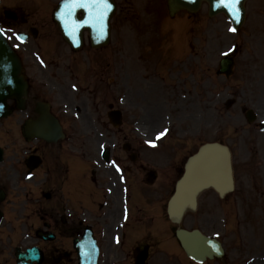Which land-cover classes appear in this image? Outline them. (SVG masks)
<instances>
[{
  "label": "rangeland",
  "instance_id": "374dc122",
  "mask_svg": "<svg viewBox=\"0 0 264 264\" xmlns=\"http://www.w3.org/2000/svg\"><path fill=\"white\" fill-rule=\"evenodd\" d=\"M58 1L3 0V4L16 8L23 14L33 15L37 20L49 14L50 8L53 9ZM117 2L120 4L121 14L119 12L116 15L113 24L115 53L109 50V54L112 58L113 54L114 57L117 54L118 65L123 64L119 68L118 82L120 96H127L126 101L120 103L121 110L127 117L123 132L155 138L158 133L167 129L173 138L171 141H180L182 145H176L170 156L179 154L181 148L186 157L201 145L211 142L228 145L233 154L236 191L224 200L213 191L203 193L199 199L198 211L188 212L182 226L189 230L202 229L207 235L222 241L226 248L224 262L213 261L209 264H264V131L259 129L258 123L247 124L243 114L245 109H254L258 122L264 123V0L247 1V18L238 32L229 31L231 25L225 16L209 18L207 5L193 18L181 12L170 19L166 0ZM158 26L163 33L161 32L159 42L160 50L155 54L158 44L153 30L158 29ZM178 33L181 34L179 38ZM56 37L61 43L59 54L68 55L69 50L60 37ZM163 40L168 41V44L163 45ZM133 51L135 54H132ZM165 52H173L169 54L172 58L167 59V65L174 67L184 60L182 53H191L189 58L193 62L192 67L185 60L171 71L167 67L160 77L149 66L137 61L143 55L147 61L152 57L167 58ZM230 52L235 57L236 69L234 76L226 80L218 77L216 71L224 54ZM104 53L108 55V51ZM90 56L88 54L83 70L92 69L94 74H99L101 80L106 73H112L113 66L106 72L105 68L108 66L92 65L93 57ZM112 58L108 60L109 65ZM111 75H116L115 71ZM163 77L166 79H162ZM101 80L97 77L95 80L100 82L98 95L102 93L105 97L104 94L110 88ZM170 83L174 84L173 88L169 86ZM130 88L134 93H128ZM67 90L72 93L71 86H67ZM107 95V100L110 101L109 92ZM89 96L85 99L86 108L78 114L76 121L80 135L87 136L86 139L89 135L103 131L98 126L94 98L90 97L91 100L88 101ZM231 99L236 104L226 109L225 103ZM77 101L80 102L79 99ZM102 110L100 116L105 117L107 109ZM1 136L4 141L11 138L13 150L10 152L13 158L26 151L13 136ZM86 139L77 142L81 149V144ZM89 142L92 148L99 145L93 139ZM164 148L169 149V145ZM150 192V196H153V189ZM75 199L80 197L76 196ZM42 204L40 203L41 206ZM30 206L26 202L17 204V213L12 214L14 220L9 221L11 225L5 227L2 233L5 243L12 241L11 244L16 245L24 239L23 233L26 234L33 222L29 221L33 217L26 210ZM172 241L174 237L170 233L166 240L167 246ZM6 249V255L14 253V248ZM0 264H4L3 261ZM156 264L168 263L165 259H159ZM183 264L187 262L183 260Z\"/></svg>",
  "mask_w": 264,
  "mask_h": 264
},
{
  "label": "flooded vegetation",
  "instance_id": "af4514ba",
  "mask_svg": "<svg viewBox=\"0 0 264 264\" xmlns=\"http://www.w3.org/2000/svg\"><path fill=\"white\" fill-rule=\"evenodd\" d=\"M94 92L98 98L96 109L99 111L108 101V96L104 97L102 93L98 95V89ZM53 95L54 92L47 90L42 79L33 78L27 111L18 114L17 124L20 125L26 118L36 119V102L46 101ZM60 96L67 100L64 90H61ZM109 98V110L117 108L118 97L112 95ZM101 114L99 111L97 120L106 133H98L96 141L100 145L107 141L112 146L108 150L107 160L102 157L103 150L81 149L77 145L75 139H79L80 134L67 132L68 121L63 115L59 119L66 131L64 141L48 144L37 139L27 143L18 134L16 140L26 149L19 157L13 158L11 155L12 140H1L0 134V146L4 149L0 188L6 193L9 190L5 166L23 168L27 175L28 157L37 156L42 160L41 166L31 174V180L38 188L36 193L31 194L44 195L48 202L41 206L37 196L28 197L32 203L27 210L31 217L42 222L47 231L56 232L61 237L58 244L36 238L34 245L43 250L44 264L73 262L70 243L82 237L86 227L92 229L100 246V264H135L146 245L150 247L146 250V264H156L160 258L167 257V248L156 244L151 238L166 235L163 205L174 188L181 167L168 166L152 159L143 144L131 143L134 138L123 132L125 124L120 129L108 127V116L102 117ZM111 162L114 164L110 165ZM150 189H153L154 197L150 196ZM76 196L80 199L76 200ZM16 203L17 197L7 196L1 209L6 213L5 210L12 205V209H15ZM11 211L15 214L16 210ZM114 238L119 240V245H114Z\"/></svg>",
  "mask_w": 264,
  "mask_h": 264
},
{
  "label": "water",
  "instance_id": "95a60500",
  "mask_svg": "<svg viewBox=\"0 0 264 264\" xmlns=\"http://www.w3.org/2000/svg\"><path fill=\"white\" fill-rule=\"evenodd\" d=\"M245 1L246 0H239V3L235 5L237 11H232L229 8L223 7L221 0H169L168 4L170 14L174 15L180 10L196 13L200 10L202 3L207 2L209 4V15L211 17L223 13L233 23L235 29H240L245 21ZM69 2L70 0L62 1L54 14L55 21L62 29L69 43L73 47L78 48L80 45L78 42L81 41L82 32L87 29L90 32L94 46L99 47L106 45L110 36V20L116 10V5L113 0H109L111 8L105 13L103 28L99 25L90 27L87 24H83V22L89 18L88 9L74 8L71 16L66 15V4ZM225 2H227V0H225ZM80 14L82 15L81 18L79 17ZM232 67V61H224L221 64L219 73L230 76L232 74ZM20 72L21 68L17 57L0 33V119L9 114L7 101L9 99L20 101L25 93L26 85L22 81ZM204 151L206 152L207 158L211 157L213 162L215 154L221 157V167L218 166L216 162L214 163L215 169H208L213 163L205 169L202 164L199 170H197L196 167V172L198 171V174L192 175L191 169L196 166V163H200L201 159L198 161L197 159ZM216 169L218 170V174L214 172ZM220 169H223V171H220ZM193 181H197V183H193V187H191L189 183ZM231 181V168L227 150L219 145L204 147L198 156L191 159L187 166L186 177L179 184L177 193L170 202V215L179 219L187 206L194 207L196 195L205 188L213 187L220 192L221 195H224L226 192L232 190ZM177 235L187 254L196 261L203 262L206 257L213 258L214 256H220L222 254L221 245L217 241L203 236L198 231L190 233L188 231L179 230ZM197 246L203 248L202 251L205 252L202 254L195 252L194 250ZM86 248L87 250L85 253L80 254L82 260L81 264H97V253L95 248L93 246H87ZM28 256L29 258L31 257L30 259L33 258L32 254Z\"/></svg>",
  "mask_w": 264,
  "mask_h": 264
},
{
  "label": "snow or ice",
  "instance_id": "6c2138e0",
  "mask_svg": "<svg viewBox=\"0 0 264 264\" xmlns=\"http://www.w3.org/2000/svg\"><path fill=\"white\" fill-rule=\"evenodd\" d=\"M239 3V0H221V4L225 8H229L232 11H237L235 5ZM67 12L66 15L71 16L72 10L74 8H83L89 10V18L83 22V24H87L90 27H95L99 25L103 28V23L105 20V13L110 10L111 4L109 0H70L68 4H66ZM82 26V25H79ZM229 31L235 32V29H229ZM3 32V29H0V33ZM17 39H20L17 36ZM167 129L157 134L156 139L159 140L167 133ZM150 146L155 147V141L149 140L146 141ZM119 171V169H117Z\"/></svg>",
  "mask_w": 264,
  "mask_h": 264
},
{
  "label": "bare ground",
  "instance_id": "6f19581e",
  "mask_svg": "<svg viewBox=\"0 0 264 264\" xmlns=\"http://www.w3.org/2000/svg\"><path fill=\"white\" fill-rule=\"evenodd\" d=\"M201 159V161H200V163H196V166H194V167H192V169H191V171H192V175H195V174H198V171L196 172V167H197V170H199V168H200V166L203 164L204 165V168L206 169L208 166H210V164H212L213 163V165L212 166H210V167H208V169H213L214 168V166H215V164H214V162L212 161V159H211V157L210 158H207V156H206V152L204 151L203 153H202V155L197 159V161L198 160H200ZM213 160H215V161H217V164H218V166H220L221 167V165H220V163L222 162V158H220L219 156H214L213 157ZM215 169V168H214ZM220 171H223V169H220ZM216 174H218V170L216 169L215 171H214ZM193 183H197V181H193V182H190L189 184H190V186L191 187H193ZM197 244V243H196ZM193 245H195V244H193ZM198 245V244H197ZM203 250V248H200L199 246H197L196 247V249L194 250L195 252H198V253H200V254H202L203 252H205V251H202Z\"/></svg>",
  "mask_w": 264,
  "mask_h": 264
}]
</instances>
